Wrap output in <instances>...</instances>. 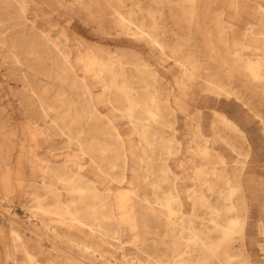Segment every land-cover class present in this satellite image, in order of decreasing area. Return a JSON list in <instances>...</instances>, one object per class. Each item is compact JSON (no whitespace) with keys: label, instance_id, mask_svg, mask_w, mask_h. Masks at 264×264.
Instances as JSON below:
<instances>
[{"label":"rangeland","instance_id":"374dc122","mask_svg":"<svg viewBox=\"0 0 264 264\" xmlns=\"http://www.w3.org/2000/svg\"><path fill=\"white\" fill-rule=\"evenodd\" d=\"M175 1L0 0V264H149L145 253L174 264L177 228L163 227L166 217H193L216 242L215 210L242 223L232 264H264V81L242 76L244 64L264 80V24L255 14L263 0H239L231 10L225 0ZM119 16L131 17L128 33ZM225 34L246 47L238 58ZM106 66L115 72L105 75ZM207 81L230 94L203 91ZM39 100L67 113L80 142L95 138L92 157ZM87 100L98 112L91 120L81 113ZM155 113L170 141L163 151L152 135L159 127L144 118ZM109 124L127 149L124 170L106 149ZM163 175L167 182L154 188ZM71 179L78 192L70 197ZM70 198L87 226L55 214L54 202Z\"/></svg>","mask_w":264,"mask_h":264},{"label":"bare ground","instance_id":"6f19581e","mask_svg":"<svg viewBox=\"0 0 264 264\" xmlns=\"http://www.w3.org/2000/svg\"><path fill=\"white\" fill-rule=\"evenodd\" d=\"M118 2V0H116ZM120 1V0H119ZM176 4H181V3H184V4H187V6H190V7H193V3H194V0H177L175 1ZM241 1L239 0H225L223 1V5L225 7H227L228 9H233L235 8V6L238 5V3H240ZM11 4V3H10ZM8 6V5H7ZM152 13V12H150ZM255 14L257 16V18L264 24V0L263 1H258L256 2L255 4ZM153 16V15H152ZM118 23L119 25L125 29V31L128 33L130 30H131V25H133V22H132V19L130 16L128 17H123V16H119L118 17ZM24 21V20H23ZM121 28V29H122ZM123 30V29H122ZM145 36H147L149 39H150V36L148 34H146ZM224 39H225V43L228 45V49L229 50V53L230 55H232L233 57H236L238 58V56H240V53L246 48L245 46L241 45L240 43H233V41L230 43L229 41V38H228V35L225 34L224 35ZM233 43V45H232ZM26 47V46H24ZM48 47V45H47ZM158 47V46H157ZM25 50V49H24ZM23 51V50H22ZM54 51H57V50H54ZM226 51V50H225ZM31 52V51H30ZM60 52V51H59ZM36 52H34L35 54ZM50 53V52H49ZM16 54V53H15ZM26 55H28L26 53ZM15 55H14V59H15ZM53 57V56H52ZM38 58V57H37ZM49 58V57H48ZM108 58V56H107ZM101 59V58H100ZM108 61V60H107ZM102 62V61H101ZM110 62V60H109ZM188 61H186L187 63ZM103 63V62H102ZM106 63V62H104ZM260 67L261 65L264 66V58L260 60ZM110 64V63H108ZM107 64V65H108ZM118 64V63H117ZM185 64V63H184ZM189 64V62H188ZM191 64V63H190ZM106 65V64H105ZM254 65V64H253ZM65 66V69L66 71L72 73L71 69V65L69 63H67ZM78 66H79V69L81 71V68L80 67H83L84 65L81 63V62H78ZM104 66V65H103ZM256 66V64H255ZM119 67H120V64H119ZM113 68V67H112ZM118 67H116L117 69ZM255 68V67H254ZM84 69V68H83ZM115 69V67H114ZM119 69V68H118ZM123 68H121L122 70ZM185 69V68H183ZM242 69H243V72H242V76H244L247 80L246 81H249L250 83H256V84H261L263 83V78H261L258 73H255V70L253 71L252 69H249L248 67H246V65L243 64L242 66ZM103 70V73L106 74H112V72H115L111 70V67L109 66H106ZM101 70V71H102ZM120 70V69H119ZM186 72H188L187 69H185ZM184 70V71H185ZM123 71V70H122ZM138 71V70H137ZM118 72V71H117ZM83 73V76L80 78L81 80H84L85 78V75H88L86 72H82ZM122 73V72H121ZM64 74V73H63ZM114 74V73H113ZM67 75V74H66ZM116 75V74H114ZM226 75V74H225ZM223 75V76H225ZM109 76V75H108ZM119 76V75H118ZM227 76V75H226ZM64 77V76H63ZM75 75H73V80L75 82V84L77 85V80L75 79ZM110 77V76H109ZM123 77V75H122ZM103 78V77H102ZM117 79V77H116ZM65 81V80H64ZM68 81V80H67ZM127 83V82H126ZM135 83V82H134ZM204 84V83H203ZM111 86H114L115 87V91L116 92H119V93H123L127 96V91L125 90L126 89V86H124V84L122 85H118L116 83V81L113 79V81L111 82L110 84ZM206 87L203 91H207V92H223L225 94H230V89L231 88H227V87H224V86H220V85H216L215 83L211 82V81H207L206 83ZM255 85V84H254ZM69 86V85H67ZM257 86V85H256ZM260 86V85H258ZM257 86V87H258ZM81 86H78L77 85V89H80ZM110 88V86H109ZM108 88V89H109ZM256 88V87H254ZM61 94V93H60ZM149 94V93H148ZM59 95V94H58ZM57 95V96H58ZM62 96V95H61ZM63 97V96H62ZM119 97V96H118ZM58 98V97H57ZM56 98V99H57ZM128 98V97H126ZM59 99V98H58ZM61 100V99H60ZM63 100V98H62ZM129 101V99H127ZM56 101V100H55ZM116 101L119 103V99H117V96H116ZM207 101V99H201V101L199 102H205ZM38 107L39 109H42V110H51L54 112V116H55V119L58 121L59 123V128L61 130V132H66L69 136L71 134V136H73L74 139L77 140L78 142V148L81 147L84 149V152L87 153L86 154H91V157L93 156V151L94 150V146H95V138H90L88 137V141H84V142H80L79 141V134H80V131H75L73 132L72 134V131L70 130V127L68 126V120H67V113L66 115L62 114L61 111H54V110H57L56 108L52 107V106H49V105H46L44 102L42 101H38ZM61 105V103H59ZM120 104V103H119ZM69 105V104H68ZM112 105V104H111ZM46 106V107H45ZM59 106V105H58ZM64 106V105H63ZM74 106V105H73ZM83 106V105H82ZM61 107V106H60ZM70 107V106H69ZM136 107V106H135ZM63 108V107H62ZM66 108V107H65ZM74 107H72L73 109ZM93 106L91 107V105L89 104V101H85V106L81 109V113H88L89 114V119H94L96 118V114L98 113L96 110L92 109ZM120 108L122 109V106H120ZM68 109V107L66 108V110ZM88 111V112H87ZM63 112V111H62ZM97 112V113H96ZM85 114V115H86ZM142 116L143 114L140 113ZM69 115V114H68ZM44 116H47V114L44 113ZM70 117V116H69ZM74 117V116H73ZM141 119H143L142 117H140ZM146 120H151L153 121V123L159 127V129H157V127L155 128L154 132L152 135H156L157 136V149L158 150H165L169 147V144H170V141L169 140H166L162 134H161V129L162 127H164V123L165 121H163L161 119V116L159 115V113H155V114H148V118L144 117ZM70 120V118H69ZM88 120V119H87ZM55 121V120H54ZM73 121V119H72ZM77 122V121H76ZM95 122V121H94ZM57 123V124H58ZM100 123V122H99ZM93 124V123H92ZM143 128V127H142ZM95 132V131H93ZM107 132L109 133V137H110V134L113 136V143L110 142L106 145V149L110 150L114 156L116 157H119L121 159V162H122V165H123V169L125 168V164H126V160H124V151L127 150L126 147H124L123 143H122V140L120 139L119 137V134L118 132L116 131L115 129V126L113 124H109V126L107 127ZM142 133L145 135L146 134V131H142ZM94 136V135H93ZM90 138V139H89ZM86 150V151H85ZM128 152V151H127ZM207 153L205 152V155ZM101 155V154H100ZM123 158V159H122ZM142 161V160H141ZM91 162V165H94L96 163V160H92L90 161ZM114 163V161H112ZM53 168V167H52ZM111 169V168H110ZM63 170V169H62ZM108 170V169H107ZM113 170V168L111 169ZM161 173H165V171L163 169L160 170ZM69 172V171H68ZM71 176V175H70ZM60 177V176H58ZM69 177V176H68ZM61 180V179H60ZM63 180V179H62ZM81 180V179H80ZM157 183L156 184H152V186H154V188H158V187H162V185L164 183L167 182V178L165 177V175H163L162 177H157ZM66 182V181H65ZM67 189L65 190L66 193L71 197V195H73V193H77L78 192V187H76V185H74V182L73 180H69V182L67 183ZM87 187V186H86ZM85 187V188H86ZM47 192V191H45ZM143 192V191H142ZM141 192V193H142ZM54 193V192H53ZM58 193V191H57ZM107 193V192H106ZM163 193H165V191H163ZM87 195L89 194V192L86 193ZM93 194V192H92ZM50 195V194H49ZM53 194H51L50 196H52ZM76 195V194H75ZM84 195V194H83ZM91 195V194H90ZM81 196V195H80ZM79 196V197H80ZM86 196V195H84ZM98 196V195H97ZM83 197V196H82ZM92 197V195H91ZM58 198V197H57ZM62 198V197H60ZM84 198V197H83ZM86 198V197H85ZM136 198V197H135ZM134 198V199H135ZM197 203H201V204H204L206 205L207 201L203 198V196L199 195L197 197ZM100 199V198H98ZM102 199V198H101ZM164 207H168L169 204H171V201H172V198L168 195V194H164ZM56 200V199H55ZM89 200V198H88ZM86 200V201H88ZM97 200V199H96ZM95 200V204H97V201ZM85 201V202H86ZM36 202V201H35ZM62 200H58L56 201V203L54 202V211H55V214L58 216H70V221L72 222H76L78 223L79 225L85 227L87 226L85 223L79 221L76 217L77 213H78V203H75L73 201V199L70 198V202L67 206H64L62 205ZM94 203V202H93ZM142 203V202H141ZM101 204V203H100ZM109 209L111 212H113V209H111V206L113 207L114 205L112 203H110V199L109 197H105L104 198V203ZM36 205V204H35ZM62 205V206H61ZM89 205V204H88ZM98 205V204H97ZM144 205V204H143ZM147 205V204H146ZM134 206V205H133ZM91 207V205H90ZM100 206H98L99 208ZM102 207V205H101ZM106 207V208H107ZM39 208V206H38ZM84 208V207H83ZM103 208V207H102ZM105 208V209H106ZM209 210L211 211V208L212 207H208ZM232 208V207H231ZM49 209V208H48ZM52 209V208H51ZM87 209V208H86ZM135 209V207H134ZM90 210V209H89ZM89 210H87L89 212ZM96 210H99V209H96ZM104 210V209H103ZM107 210V209H106ZM105 210V211H106ZM38 211V210H37ZM82 211V210H81ZM85 211V210H84ZM144 211V210H143ZM150 211V210H148ZM41 212V211H39ZM38 214H41V215H45L46 213L44 212L43 214L42 213H39ZM102 212V211H101ZM99 212V213H101ZM147 212V211H146ZM83 213V212H82ZM104 213V211H103ZM149 213V212H148ZM151 213V212H150ZM212 213V217L210 218V221L212 223V227L215 231H217L219 233V238L216 242H213V241H210L209 240V237H208V231L206 230L207 226L204 224V223H196L195 220L193 219V217H178L177 220L175 222H171V219L168 218V216L166 217L165 219V222L163 224V227L165 225V227L167 228H171V227H176L177 228V236L174 235V237L176 236V240H173V242L176 244L177 248L175 249L177 251L176 255H175V260L176 262L174 264H232L233 260L235 258H237V255L234 253L233 251V246H232V241H233V235L235 233H238L239 231V227L241 228L242 226V223L238 220L237 217L235 218H229V217H226V218H222L221 215L219 214V211L218 210H215V211H211ZM48 214V213H47ZM54 214V213H53ZM54 214V215H55ZM79 214V213H78ZM49 215V214H48ZM48 215L45 217L48 218ZM86 215V214H85ZM101 215V214H100ZM112 215V214H111ZM114 215V213H113ZM110 216L111 217H113ZM152 215V214H150ZM51 216V215H50ZM58 216V217H59ZM82 216V215H81ZM106 216V215H105ZM148 216V215H147ZM146 216V217H147ZM96 217V216H95ZM98 217V216H97ZM144 217V216H143ZM149 217V216H148ZM54 218V217H53ZM60 218V217H59ZM67 218V217H66ZM101 218V217H100ZM145 218V217H144ZM152 218L153 215H152ZM103 219V217H102ZM146 219V218H145ZM61 220V219H60ZM112 220V219H110ZM150 219H147L146 221H148ZM152 220V219H151ZM150 220V221H151ZM155 220V219H154ZM91 221V220H90ZM99 221V220H98ZM97 221V222H98ZM107 221V220H106ZM158 221V220H157ZM201 224V225H200ZM113 227V226H112ZM97 229V227H96ZM166 229V228H165ZM104 231V230H103ZM108 231V230H107ZM106 231V232H107ZM109 232V231H108ZM120 232V231H119ZM104 233V232H103ZM117 234V233H116ZM166 235V234H164ZM98 236V235H97ZM167 236V235H166ZM165 237V236H164ZM162 237V238H164ZM168 237V236H167ZM166 237V238H167ZM170 237V236H169ZM82 238V237H81ZM142 238V237H141ZM83 239V238H82ZM115 239V238H114ZM169 239V238H168ZM140 240V239H139ZM164 240V239H163ZM162 241V240H161ZM39 246V245H38ZM84 248V247H83ZM138 252V250H137ZM139 254V253H138ZM165 255V254H164ZM145 256L148 258L149 257V261H152L150 262L149 264H163V263H159L158 261H153V259L145 253ZM28 259V258H27ZM29 260H27L28 262ZM32 261V260H31ZM148 262V261H147Z\"/></svg>","mask_w":264,"mask_h":264}]
</instances>
